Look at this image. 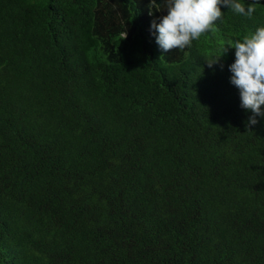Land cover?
<instances>
[{"label": "trees", "instance_id": "trees-1", "mask_svg": "<svg viewBox=\"0 0 264 264\" xmlns=\"http://www.w3.org/2000/svg\"><path fill=\"white\" fill-rule=\"evenodd\" d=\"M249 3L164 53V0H0V264H264V119L208 66Z\"/></svg>", "mask_w": 264, "mask_h": 264}, {"label": "clouds", "instance_id": "clouds-1", "mask_svg": "<svg viewBox=\"0 0 264 264\" xmlns=\"http://www.w3.org/2000/svg\"><path fill=\"white\" fill-rule=\"evenodd\" d=\"M222 7L246 18H252L256 11L253 4L246 6L245 0H164L166 14L158 22L152 20L150 33L164 53L189 48L202 35L216 30L224 15ZM229 47L235 50V59L228 65L230 83L239 91L241 108L251 113L246 126H255L264 119V25L226 44L208 66L219 64Z\"/></svg>", "mask_w": 264, "mask_h": 264}]
</instances>
